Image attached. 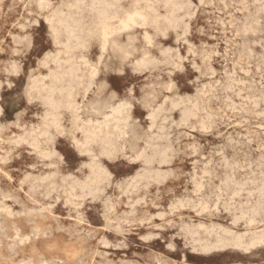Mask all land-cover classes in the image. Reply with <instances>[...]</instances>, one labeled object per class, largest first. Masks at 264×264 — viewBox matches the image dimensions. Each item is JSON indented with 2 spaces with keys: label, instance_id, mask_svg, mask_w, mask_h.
Returning a JSON list of instances; mask_svg holds the SVG:
<instances>
[{
  "label": "rangeland",
  "instance_id": "obj_1",
  "mask_svg": "<svg viewBox=\"0 0 264 264\" xmlns=\"http://www.w3.org/2000/svg\"><path fill=\"white\" fill-rule=\"evenodd\" d=\"M103 1L0 0V264H264V0Z\"/></svg>",
  "mask_w": 264,
  "mask_h": 264
},
{
  "label": "bare ground",
  "instance_id": "obj_2",
  "mask_svg": "<svg viewBox=\"0 0 264 264\" xmlns=\"http://www.w3.org/2000/svg\"><path fill=\"white\" fill-rule=\"evenodd\" d=\"M40 1H41V0H40ZM92 1H93V0H92ZM99 1H100V0H99ZM102 1H103V0H102ZM211 1H212V0H211ZM258 1H259V0H258ZM38 2H39V1H38ZM82 2H84V1H82ZM94 2H95V1H94ZM96 2H97V1H96ZM114 2H115V1H114ZM117 2H118V1H117ZM136 2H137V1H136ZM162 2H163V1H162ZM166 2H168V1H166ZM172 2H173V1H172ZM172 2H171V4H170V3H169V4H170V5H173ZM188 2H189V1H188ZM232 2H233V1H232ZM263 2H264V1H263ZM76 3H77V1H76ZM79 3H80V2H79ZM90 3H91V2H90ZM97 3H98V2H97ZM103 3H104V1H103ZM138 3H139V2H138ZM256 3H258V2H256ZM38 4H39V3H38ZM74 4H75V3H74ZM161 4H162V3H161ZM40 5H41V4H40ZM67 5H70V4H67ZM75 5H76V4H75ZM104 5H105V4H104ZM104 5H103V7H104ZM108 5H109V4H108ZM129 5H131V4H129ZM134 5H135V4H134ZM142 5H143V3H142ZM190 5H191V4H190ZM93 6H94V5H93ZM93 6H92V7H93ZM99 6H100V5H99ZM109 6H111V5H109ZM184 6H185V5H184ZM192 6H193V4H192ZM92 7H91V9H92ZM118 7H119V6H118ZM136 7H138V6H136ZM136 7H135V8H136ZM150 7H152V6H150ZM171 7H172V6H171ZM190 7H191V6H190ZM194 7H195V6H194ZM211 7H212V6H211ZM70 8H71V7H70ZM76 8H77V7H76ZM87 8H88V7H87ZM89 8H90V7H89ZM100 8H101V7H100ZM107 8H110V7H107ZM112 8H113V7H112ZM135 8H133V9H135ZM161 8H162V7H161ZM163 8H164V7H163ZM172 8H173V7H172ZM177 8H178V7H177ZM177 8H176V9H177ZM196 8H197V7H196ZM259 8H260V7H259ZM151 9H152V8H151ZM181 9H182V8H181ZM183 9H184V8H183ZM193 9H194V8H193ZM225 9H227V8H225ZM59 10H60V9H59ZM66 10H67V9H66ZM103 10H104V9H103ZM107 10H108V9H107ZM119 10H121V9H119ZM122 10H123V9H122ZM122 10H121V11H122ZM135 10H138V9H135ZM139 10H140V8H139ZM141 10H142V9H141ZM179 10H180V9H179ZM185 10H186V9H185ZM258 10H259V9H258ZM100 11H102V10H100ZM123 11H124V10H123ZM128 11H129V9H128ZM144 11H146V10L144 9ZM151 11H152V10H151ZM263 11H264V10H263ZM60 12H61V10H60ZM95 12H96V11H95ZM95 12H94V13H95ZM102 12H104V11H102ZM133 12H134V11H133ZM133 12H132V13H133ZM138 12H139V11H138ZM152 12H153V11H152ZM152 12H150V14H151ZM154 12H155V11H154ZM171 12H172V11H171ZM62 13H63V12H62ZM128 13H130V12H128ZM174 13H176V12H174ZM184 13H185V12H184ZM194 13H195V12H194ZM119 14H120V13H119ZM123 14H124V13H123ZM126 14H127V13H126ZM139 14H140V12H139ZM146 14H147V13H146ZM146 14H145V15H146ZM231 14H232V13H231ZM99 15H100V13H99ZM101 15H102V13H101ZM103 15H104V14H103ZM103 15H102V16H103ZM124 15H125V14H124ZM127 15H128V14H127ZM129 15H130V14H129ZM129 15H128V16H129ZM151 15H153V14H151ZM157 15H158V14H157ZM182 15H183V14H182ZM59 16H60V15H59ZM67 16H68V15H67ZM73 16H74V15H73ZM102 16H101V18H102ZM125 16H126V15H125ZM125 16H124V17H125ZM128 16H127V17H128ZM130 16H131V15H130ZM132 16H133V15H132ZM141 16H142V15H141ZM153 16L157 17L156 14L153 15ZM153 16H151V18H152ZM159 16H160V15H159ZM187 16H188V15H187ZM99 17H100V16H99ZM99 17H97V18H99ZM106 17H107V16H106ZM109 17H110V16H109ZM109 17H108V19L110 20ZM112 17H113V16H112ZM112 17H111V19H112ZM120 17H123V16L120 15ZM134 17H135V16H134ZM134 17H133V18H134ZM139 17H140V16H139ZM147 17H148V16H147ZM184 17H185V16H184ZM70 18H71V17H70ZM115 18H116V17H115ZM115 18H114V20H115ZM129 18H130V17H128V19H129ZM133 18H132V19H133ZM163 18H164V16H163ZM173 18H175V17L173 16ZM173 18H172V19H173ZM121 19H122V18H121ZM125 19H126V18H125ZM130 19H131V18H130ZM138 19H139V18H138ZM155 19H156V21H157V19H159V17L154 18L153 20H155ZM160 19H161V18H160ZM166 19H167V18H166ZM70 20H71V19H70ZM95 20H96V19H95ZM97 20H98V19H97ZM104 20H105V19H104ZM109 20H108V21H109ZM147 20L150 21L149 19H147ZM220 20H221V19H220ZM245 20H246V18H245ZM99 21H102V20L100 19ZM110 21H112V20H110ZM118 21H119V20H118ZM129 21L132 22L131 20H129ZM170 21H171V17H170ZM172 21H173V20H172ZM187 21H188V20H187ZM58 22H59V21H58ZM58 22H57V23H58ZM72 22H73V21H72ZM116 22H117V21H116ZM119 22H120V21H119ZM119 22H117V23H119ZM122 22H123V21H122ZM133 22H134V21H133ZM133 22H132V23H133ZM166 22H167V21H166ZM244 22H245V21H244ZM246 22H247V21H246ZM257 22H258V21H257ZM75 23H76V22H75ZM75 23H74V24H75ZM98 23H99V22H98ZM146 23H148V22H146ZM168 23H169V22H168ZM172 23H173V22H172ZM234 23H235V22H234ZM59 24H60V27H61V23H59ZM85 24H86V23H85ZM114 24H115V23H114ZM119 24H120V23H119ZM134 24H135V23H134ZM142 24H143V22H142ZM156 24H158V21L156 22ZM156 24H155V25H156ZM163 24H164V23H163ZM169 24H170V23H169ZM184 24H185V23H184ZM222 24H223V23H222ZM71 25H72V23H71ZM75 25H76V24H75ZM78 25H79V24H78ZM103 25H105V24H103ZM107 25H108V24H107ZM116 25H117V24H116ZM129 25H130V24H129ZM94 26H95V25H94ZM112 26H113V24H112ZM117 26H118V25H117ZM130 26H131V25H130ZM141 26H143V25H141ZM171 26H172V25H171ZM174 26H176V25H174ZM220 26H221V25H220ZM251 26H252V25H251ZM255 26H256V25H255ZM64 27H65V26H64ZM101 27H102V26H101ZM114 27H116V26H114ZM119 27H120V25H119ZM122 27H123V26H122ZM126 27H127V26H126ZM126 27H125V28H126ZM156 27H157V26H156ZM223 27H224V26H223ZM256 27H257V26H256ZM62 28H63V27H62ZM69 28H70V26H69ZM75 28H76V27H75ZM99 28H100V27H99ZM116 28H117V27H116ZM187 28H188V27H187ZM86 29H87V28H86ZM104 29H105V28H104ZM111 29H112V28H111ZM177 29H178V28H177ZM255 29H256V28H255ZM54 30H55V29H54ZM66 30H67V29H66ZM73 30H74V29H73ZM92 30H93V29H92ZM105 30H106V29H105ZM107 30H108V28H107ZM109 30H110V28H109ZM119 30H120V28H119ZM122 30H123V29H122ZM156 30H157V29H156ZM168 30H169V28H168ZM253 30H254V29H253ZM56 31H57V30H56ZM79 31H80V30H79ZM99 31H102V29H100ZM163 31H164V30H163ZM170 31H171V30H170ZM259 31H260V30H259ZM70 32H71V31H70ZM88 32H89V31H88ZM114 32H115V31H114ZM119 32H121V31H119ZM152 32H153V31H152ZM173 32H174V31H173ZM91 33H92V32H91ZM104 33H105V32H104ZM107 33H108V32H107ZM111 33H112V32H111ZM158 33H159V32H158ZM200 33H201V32H200ZM243 33H244V32H243ZM54 34H55V33H54ZM89 34H90V33H89ZM112 34H113V33H112ZM117 34H118V33H117ZM230 34H231V33H230ZM96 35H97V34H96ZM98 35H99V33H98ZM115 35H116V34H115ZM184 35H185V33L183 34V36H184ZM243 35H244V34H243ZM77 36H78V35H77ZM77 36H76V37H77ZM108 36H109V35H108ZM144 36L146 37V35H144ZM183 36H182V37H183ZM68 37H69V35H68ZM91 37H92V36H91ZM97 37H98V36H96V38H97ZM109 37H110V36H109ZM98 38H99V37H98ZM162 38H163V37H162ZM67 39H68V38H67ZM74 39H75V38H74ZM86 39H88V38H86ZM68 40H69V39H68ZM75 40H76V39H75ZM75 40H74V41H75ZM99 40H100V39H99ZM108 40H109V39H108ZM108 40H107V41H108ZM153 40H154V39H153ZM184 40H186V39H184ZM65 41H66V40H65ZM80 41H82V40H80ZM80 41H78V42H80ZM148 41H149V40H148ZM85 42H86V41H85ZM85 42H84V45H85ZM87 42H88V40H87ZM66 43H67V42H66ZM148 43H149V42H148ZM148 43H147V44H148ZM185 43H186V42H185ZM64 44H65V43H64ZM64 44H63V45L61 44V45L64 46ZM99 44H100V43H99ZM77 45H78V44H77ZM81 45H83V43H82ZM97 45H98V44H97ZM73 46H74V45H73ZM99 46H100V45H99ZM159 46H160V45H159ZM192 46H193V45H192ZM65 47H66V46H65ZM67 47H68L69 50H73V49H70L69 46H67ZM67 47H66V48H67ZM78 47H79V46H78ZM180 47H181V46H180ZM75 48H76V47H75ZM75 48H74V49H75ZM79 48H80V47H79ZM81 48H82V47H81ZM83 48H84V47H83ZM100 48H101V47H100ZM164 48H165V47H164ZM63 49H64V47H63ZM68 49H67V50H68ZM76 49H78V48H76ZM249 49H250V48H249ZM187 50H188V49H187ZM228 50H229V49H228ZM246 50H247V49H246ZM54 51H55V50H54ZM248 51H249V50H248ZM64 52H65V51H64ZM66 52H68V51H66ZM66 52H65V53H66ZM161 52H162V50H161ZM62 53H63V52H62ZM79 53H80V52H79ZM177 53H178V52H177ZM173 54H174V53H173ZM240 54H242V53L240 52ZM254 54H255V53H254ZM176 55H177V54H176ZM54 56H55V55H54ZM159 56H160V55H159ZM64 57H65V56H64ZM143 57H144V56H143ZM68 58H69V57H68ZM73 58H74V57H73ZM73 58L71 59L72 61H73ZM156 58H157V57H156ZM167 58H168V57H167ZM183 58H184V57H183ZM69 59H70V58H69ZM161 59H162V57H161ZM206 59H207V58H206ZM257 59H258V58H257ZM57 60H58V59H57ZM65 60H66V59H65ZM169 60H170V59H169ZM55 61H56V60H55ZM55 61H54V62H55ZM209 61H210V60H209ZM66 62H67V61H66ZM69 62H70V60H69ZM84 62H86V61H84ZM258 62H259V61H258ZM57 63H58V62H57ZM86 63H87V62H86ZM229 63H230V62H229ZM263 63H264V62H263ZM52 64H53V63H52ZM66 64H67V63H66ZM87 64H88V63H87ZM258 64H259V63H258ZM64 65H65V64H64ZM137 65H138V64H137ZM145 65H146V64H145ZM54 66H55V65H54ZM65 66H66V65H65ZM71 66H72V65H71ZM75 66H78V65H75ZM141 66H142V65H141ZM236 66H237V65H236ZM61 67H62V66H61ZM132 67H133V66H132ZM143 67H144V66H143ZM166 67H167V66H166ZM77 68H78V67H76V69H77ZM54 69H56V68H54ZM61 69H62V68H61ZM63 69H65V68H63ZM66 69H68V68H66ZM72 69H73V68H72ZM79 69H80V68H79ZM79 69H78V70H79ZM92 69H93V67H92L90 70H92ZM95 69H96V68H94V70H95ZM175 69H176V68H175ZM195 69H196V68H195ZM10 70H11V69H10ZM78 70H75V72L78 71ZM211 70H212V69H211ZM64 71H65V70H64ZM68 71H69V70H68ZM95 71H96V70H95ZM226 71H227V70H226ZM232 71H233V70H232ZM49 72H52V71H49ZM69 72H70V71H69ZM73 72H74V70H73ZM75 72H74V75H75ZM81 72H82V71H81ZM92 72L94 73V71H92ZM47 73H48V72H47ZM64 73H65V72H64ZM83 73H84V72H83ZM234 73H235V72H234ZM12 74H13V73H12ZM12 74H11V75H12ZM55 74H56V73H54V75H55ZM65 74H66V73H65ZM69 74H70V73H69ZM162 74H163V73H162ZM231 74H233V73H231ZM61 75H62V73H61ZM71 75H73V74H71ZM81 75H82V74H81ZM81 75H80V74H79V76L77 75V76H78V79L80 78ZM244 75H245V74H244ZM82 76H84V75H82ZM82 76H81V77H82ZM86 76H87V75H86ZM86 76H85V77H86ZM90 76H93V74H91ZM42 77H43V76H42ZM57 77H59V74H57L56 78H57ZM85 77H84V78H85ZM230 77H231V76H230ZM230 77H229V78H230ZM32 78H34V77H32ZM32 78H30V79H32ZM50 78H52V77H50ZM66 78H67V77H66ZM68 78H69V77H68ZM72 78H73V77H72ZM88 78H89V77H88ZM205 78H206V77H205ZM54 79H55V76H54ZM63 79H64V78H63ZM144 79H145V78H144ZM33 80H34V79H33ZM73 80H75V79H73ZM51 81H53V80L51 79ZM55 81H56V80H55ZM55 81H54V82H55ZM60 81H61V80H60ZM60 81H59V83H60ZM75 81H76V80H75ZM84 81H85V79H84ZM57 82H58V80H57ZM57 82H56V83H57ZM62 82H63V81H62ZM62 82H61V84H62ZM67 82H68V81H67ZM77 82H78V81H77ZM74 83H76V82H74ZM218 83H219V82H218ZM230 83H231V82H230ZM70 84H71V83H70ZM70 84L68 83L67 85H69V87H70ZM50 85H51V83H50ZM67 85H66V86H67ZM82 85H83V84H82ZM220 85H221V84H220ZM57 86H58V85H57ZM92 86H93V85H92ZM46 87H47V86H46ZM46 87H45V88H46ZM54 87H55V86H54ZM61 87H62V86H61ZM64 87H65V86H64ZM73 87H76V85H74ZM222 87H223V86H222ZM224 87H225V86H224ZM230 87H231V86H230ZM243 87H244V86H243ZM262 87H263V86H262ZM55 88H57V87H55ZM58 88L60 89V86H59ZM62 88H63V87H62ZM65 88H66V87H65ZM67 88H68V86H67ZM78 88H79V87H78ZM31 89H32V88H31ZM68 89H69V88H68ZM68 89H67V91L69 92L70 89H69V90H68ZM89 89H90V88H89ZM46 90H47V89H46ZM61 90H62V89H61ZM63 90H65V89L63 88ZM219 90H220V89H219ZM40 91H41V90H40ZM42 91H43V90H42ZM71 91H72V90H71ZM71 91H70V94L72 95ZM77 91H78V90H77ZM26 92H27V91H26ZM38 93H39V92H38ZM46 93H48V92H46ZM56 93H57V92H56ZM61 93H62V92H61ZM66 93H67V92H66ZM230 93H231V92H230ZM235 93H236V92H235ZM43 94L45 95V91H43ZM51 94H52V93H51ZM184 94H185V93H184ZM240 94H241V93H240ZM26 95H27V94H26ZM41 95H42V94H41ZM47 95H48V94H47ZM47 95H45V96H46L45 99H47ZM53 95H54V93H53ZM58 95H59V94L57 93V96H58ZM64 95H65V94H64ZM42 96H43V95H42ZM50 96H51V95H50ZM67 96H68V95L66 94V97H67ZM189 96H190V95H189ZM58 97H60V96H58ZM72 97H73V96H72ZM75 97H76V96H75ZM247 97H248V96H247ZM247 97H246V98H247ZM50 98H51V97H50ZM50 98H49V100H50ZM42 99H43V98H42ZM54 99H55V98H54ZM64 99H66L65 96H64ZM72 99H73V98H72ZM176 99H177V98H176ZM52 100H53V99H52ZM52 100H50V101H52ZM57 100H58V99H56V101H57ZM69 100H70V102H71V98H70ZM69 100H68V101H69ZM73 100H74V99H73ZM82 100H83V99H82ZM238 100H239V99H238ZM42 101H43V100H42ZM50 101H49V102H50ZM56 101H52V102L55 103ZM62 101H63V100H62ZM62 101H60V103H61ZM65 101H66V100H65ZM68 101H67V102H68ZM80 101H81V100H80ZM241 101H242V100H241ZM43 102H44V101H43ZM45 102H46V100H45ZM47 102H48V101H47ZM73 102H74V101H73ZM73 102H72V103H73ZM54 103H52V104H54ZM45 104H47V103H45ZM57 104H59V102H57ZM57 104H55V105H56V109H59V107L57 106ZM67 104H68V103H67ZM192 104H193V102H192ZM228 104H229V103H228ZM49 105H50V104H49ZM59 105H61V104H59ZM62 105H63V104H62ZM78 105H79V104H78ZM44 106H45V105H44ZM70 106H71V105H70ZM158 106H159V105H158ZM226 106H227V104H226ZM52 107H53V105H51V108H52ZM57 107H58V108H57ZM62 107H63V106H62ZM118 107H119V106H118ZM121 107H122V106H121ZM167 107H168V106H167ZM172 107H173V106H172ZM237 107H238V106H237ZM48 108H49V107H48ZM51 108H50V109H51ZM54 108H55V107H54ZM74 108H75V107H74ZM229 108H230V107H229ZM240 108H241V107H240ZM240 108H239V109H240ZM71 109H72V108H71ZM119 109H120V108H119ZM173 109H174V108H173ZM189 109H190V108H189ZM195 109H196V108H195ZM48 110H49V109H48ZM67 110H68V109H67ZM79 110H80V109H79ZM166 110H167V109H166ZM182 110H183V109H182ZM190 110H191V109H190ZM242 110H243V109H242ZM244 110H245V109H244ZM51 111H52V110H51ZM57 111H58V110H57ZM113 111H114V110H113ZM117 111H118V108H117ZM186 111H187V110H186ZM235 111H236V110H235ZM52 112H54V111H52ZM55 112H56V111H55ZM114 112H116V111H114ZM118 112H119V111H118ZM179 112H180V111H179ZM236 112H237V111H236ZM243 112H244V111H243ZM247 112H248V111H247ZM112 113H113V112H112ZM121 113H122V112H121ZM181 113H182V112H181ZM183 113H184V112H183ZM43 115H44V114H43ZM54 115H57V113L54 114ZM113 115H114V114H113ZM254 115H255V114H254ZM110 116H111V115H110ZM116 116L118 117V116H119V113H118V115H117V113H116ZM108 117H109V116H108ZM113 117H114V116H113ZM120 117H121V116H120ZM184 117H185V116H184ZM205 117H206V116H205ZM40 118H41V117H40ZM48 118H49V117H48ZM57 118H58V116H57ZM71 118H72V117H71ZM77 118H78V117H77ZM145 118H146V117H145ZM148 118H149V117H148ZM215 118H216V117H215ZM222 118H223V117H222ZM50 119H51V118H50ZM243 119H244V118H243ZM77 120H78V119H77ZM112 120H113V119H112ZM118 120L121 121V119H118ZM118 120H117V121H118ZM160 120H161V119H160ZM211 120H212V119H211ZM79 121H81V120H79ZM89 121H90V120H89ZM106 121H107V120H106ZM169 121H170V120H169ZM44 122H46V121L44 120ZM48 122H49V124H50V121H49V120H48ZM54 122H55V121H54ZM101 122L103 123L104 121H101ZM107 122H108V121H107ZM109 122H110V121H109ZM121 122H124V121H121ZM177 122H178V121H177ZM219 122H220V121H219ZM222 122H223V121H222ZM52 123H53V122H52ZM52 123H51V125H52ZM98 123H99V122H98ZM211 123H212V122H211ZM44 124H45V123H44ZM55 124H56V123H54V125H55ZM79 124H80V123H79ZM81 124H82V123H81ZM103 124H105V122H104ZM107 124H109V123H107ZM119 124H120V122H119ZM119 124H118V125H119ZM157 124H158V123H157ZM217 124H218V123H217ZM54 125H53V126H54ZM85 125H86V124H85ZM90 125H91V124H90ZM112 125H113V124H112ZM112 125H111V126H112ZM120 125H122V124H120ZM152 125H153V124H152ZM173 125H174V124H173ZM210 125H211V124H210ZM22 126H23V125H22ZM46 126H47V125H46ZM82 126H83V125H82ZM94 126H95V125H94ZM96 126H97V125H96ZM111 126H110V127H111ZM171 126H172V125H171ZM98 127H99V126H98ZM110 127H108V128H110ZM113 127H116V126H113ZM113 127H112V128H113ZM118 127H119V126H118ZM151 127H152V126H151ZM175 127H176V126H175ZM184 127H185V126H184ZM92 128H93V127H92ZM102 128H103V127H102ZM105 128H106V126H105ZM204 128H205V127H204ZM58 129H59V128H58ZM83 129H85V128H83ZM87 129H88V128H87ZM94 129H95V128H94ZM96 129H97V128H96ZM96 129H95V130H96ZM113 129H114V128H113ZM113 129H111V130H113ZM117 129H118V128H117ZM119 129H120V128H119ZM157 129H158V128H157ZM175 129H176V128H175ZM33 130H34V129H33ZM41 130H42V129H41ZM44 130H45V129H44ZM46 130H47V129H46ZM59 130H61V129H59ZM91 130H92V129H91ZM99 130H100V129H99ZM104 130H105V129H104ZM104 130H103V131H104ZM111 130H110V133H111ZM147 130H148V129H147ZM154 130H155V129H154ZM37 131H38V130H37ZM86 131H87V130H86ZM88 131H89V129H88ZM88 131H87V133H88ZM105 131H106V130H105ZM62 132H63V131H62ZM93 132H94V131H93ZM99 132H100V131H99ZM99 132H98V134L100 135ZM117 132H119V131H117ZM117 132H116V134H117ZM149 132H150V131H149ZM202 132H203V131H202ZM38 133H39V132H38ZM42 133H44V132L42 131ZM83 133H84V132H83ZM85 133H86V132H85ZM85 133H84V134H85ZM87 133H86V135H87ZM103 133H104V132H103ZM44 134H45V133H44ZM59 134H60V133H59ZM91 134H93V133L91 132ZM108 134H109V133H108ZM122 134H123V133H122ZM29 135H30V134H29ZM93 135H94V134H93ZM99 135H98V136H99ZM102 135H105V136H106V133H104V134H102ZM169 135H170V134H169ZM17 136H18V135H17ZM20 136H21V135H20ZM94 136H95V135H94ZM98 136H97V137H98ZM100 136H101V135H100ZM119 136H120V134H119ZM159 136H160V135H159ZM226 136H227V135H226ZM15 137H16V136H15ZM33 137H34V136H33ZM40 137H41V136H40ZM89 137H90V136H89ZM101 137H102V136H101ZM109 137H110V136H109ZM109 137H107V138H109ZM164 137H165V136H164ZM248 137H249V136H248ZM9 138H10V137H9ZM107 138H105V139H107ZM118 138H119V137H118ZM153 138H154V137H153ZM160 138H161V137H160ZM25 139H26V138H25ZM29 139H30V138H29ZM87 139H88V137H87ZM90 139H91V138H90ZM90 139H89V141H90ZM103 139H104V138H103ZM105 139H104V140H105ZM109 139H110V138H109ZM109 139H108V141H109ZM154 139H155V138H154ZM231 139H232V138H231ZM26 140H27V139H26ZM85 140H86V138H85ZM91 140H93V139H91ZM98 140L100 141V137H99ZM98 140L96 139V141H98ZM101 140H102V139H101ZM104 140L102 141L103 143H105ZM110 140H111V139H110ZM113 140H114V139H113ZM165 140H166V139H165ZM29 141H30V140H29ZM89 141H88V142H89ZM96 141H92V142H95V143H96ZM45 142H46V141H45ZM102 142H101V143H102ZM227 142H228V141H227ZM25 143H26V142H25ZM89 143H90V142H89ZM103 143H102V147H104V146H108L109 144H112V142H111V143L108 142L109 144L106 142L108 145L104 144V146H103ZM22 144H23V143H22ZM32 144H33V143H32ZM42 144H43V143H42ZM85 144H86V143H85ZM168 144H169V143H168ZM43 145H44V144H43ZM78 145H79V144H78ZM164 146H165V145H164ZM166 146H167V145H166ZM176 146H177V145H176ZM188 146H189V145H188ZM191 146H192V145H191ZM74 147H75V146H74ZM88 147H89V146H88ZM110 147H112V146L110 145L109 148H110ZM115 147H116V146H115ZM94 148H95V147H94ZM99 148H100V147H99ZM109 148H108V149H109ZM122 148H123V146H122ZM192 148H193V147H192ZM102 149H103V148H102ZM111 149H112V148H111ZM111 149H110V150H111ZM165 149H166V148H165ZM43 150H44V149H43ZM88 150H89V149H88ZM98 150H99V149H98ZM100 150H101V149H100ZM106 150H107V149H106ZM120 150H121V149H120ZM148 150H149V149H148ZM171 150H172V149H171ZM223 150H224V149H223ZM165 151H166V150H165ZM173 151H174V150H173ZM193 151H194V150H193ZM26 152H27V151H26ZM47 152H48V150H47ZM101 152H102V151H101ZM106 152H107V151H106ZM110 152H112V150H111ZM110 152H109V153H110ZM119 152H120V151H119ZM8 153H9V152H8ZM78 153H79V152H78ZM167 153H168V152H167ZM173 153H174V152H173ZM188 153H189V152H188ZM27 154H28V153H27ZM83 154H84V153H83ZM100 154H101V153H100ZM107 154H108V153H107ZM162 154H163V153H162ZM54 155H55V154H54ZM93 155H94V154H93ZM158 155H159V154H158ZM158 155H157V156H158ZM194 155H195V154H194ZM97 156H98V155H97ZM99 156H100V155H99ZM103 156H104V155H103ZM103 156H102V157H103ZM140 156H141V155H140ZM216 156H217V155H216ZM43 157H44V156H43ZM54 157H55V156H54ZM89 157H90V156H89ZM106 157H107V155H106ZM106 157H105V158H106ZM234 157H235V156H234ZM126 158H127V157H126ZM136 158H138V157H136ZM156 158H157V157H156ZM114 159H115V158H114ZM132 159H133V158H132ZM157 161H158V160H157ZM209 161H210V160H209ZM5 162H6V161H5ZM193 163H194V162H193ZM236 163H237V162H236ZM47 164H48V163H47ZM86 164H87V163H86ZM190 164H191V163H190ZM252 164H253V163H252ZM31 165H32V164H31ZM82 165H83V164H82ZM82 165H81V167H82ZM92 165H93V164H92ZM167 165H168V164H167ZM231 165H232V164H231ZM227 166H228V165H227ZM249 166H250V165H249ZM44 167H47V166H44ZM53 167H54V166H53ZM53 167H51V168H53ZM99 168H100V167H99ZM31 169H32V168H31ZM137 169H138V168H137ZM225 169H226V168H225ZM88 171H90V170H88ZM96 171H98V170H95V172H96ZM161 171H162V170H161ZM263 171H264V170H263ZM102 172H103V170H102ZM157 172H158V171H157ZM165 172H166V171H165ZM249 172H250V171H249ZM96 173H97V172H96ZM151 173H152V172H151ZM185 173H186V172H185ZM52 174H53V173H52ZM52 174H51V175H52ZM92 174H93V172H92ZM145 174H146V173H145ZM161 174H162V173H161ZM165 174H166V173H165ZM169 174H170V173H169ZM58 175H59V174H58ZM93 175H94V174H93ZM96 175H99V174H96ZM105 175H106V174H105ZM132 175H133V174H132ZM149 175H150V174H149ZM31 176H32V175H31ZM94 176H95V175H94ZM99 176H100V175H99ZM152 176H153V175H152ZM155 176H156V175H155ZM192 176H193V175H192ZM202 176H203V175H202ZM232 176H233V175H232ZM54 177H55V176H54ZM95 177H96V176H95ZM128 177H129V176H128ZM132 177H133V176H132ZM143 177H144V176H143ZM153 177H154V176H153ZM256 177H257V176H256ZM51 178H52V177H51ZM65 178H66V177H65ZM71 178H72V177H71ZM93 178H94V177H93ZM147 178H148V177H147ZM214 178H215V177H214ZM232 178H233V177H232ZM25 179H26V178H25ZM35 179H36V178H35ZM63 179H64V178H63ZM190 179H192V178H190ZM48 180H49V179H48ZM94 180H95V179H94ZM94 180H93V181H94ZM135 180H136V179H135ZM138 180H139V179H138ZM145 180H146V179H145ZM162 180H163V179H162ZM173 180H174V179H173ZM199 180H200V179H199ZM225 180H226V179H225ZM231 180H232V179H231ZM255 180H257V179H255ZM22 181H23V180H22ZM73 181H74V180H73ZM76 181H77V180H76ZM87 181H88V180H87ZM89 181H90V180H89ZM139 181H140V180H139ZM149 181H150V180H149ZM151 181H152V180H151ZM158 181H159V180H158ZM24 182H25V181H24ZM69 182H70V181H69ZM98 182H99V179H98ZM124 182H125V181H124ZM154 182H155V181H154ZM44 183H45V182H44ZM63 183H64V182H63ZM91 183H92V182H91ZM96 183H97V182H96ZM156 183H157V182H156ZM21 184H22V182H21ZM35 184H36V183H35ZM47 184H48V183H47ZM70 184H71V183H70ZM70 184H69V185H70ZM84 184H85V183H84ZM122 184H123V183H122ZM151 184H152V183H151ZM158 184H159V183H158ZM158 184H157V185H158ZM211 184H212V183H211ZM261 184H262V183H261ZM75 185H76V184H75ZM95 185H96V184H95ZM95 185H94V187H95ZM117 185H118V183H117ZM148 185H149V184H148ZM162 185H163V184H162ZM36 186H37V185H36ZM66 186H67V185H66ZM72 186H73V184H72ZM92 186H93V185H92ZM92 186H91V187H92ZM118 186H119V185H118ZM133 186H134V185H133ZM192 186H193V185H192ZM262 186H263V184H262ZM57 187H58V186H57ZM88 187H89V186H87V188H88ZM230 187H231V186H230ZM240 187H241V186H240ZM263 187H264V186H263ZM78 188H79V187H78ZM119 188H120V187H119ZM125 188H127V187H125ZM234 188H235V187H234ZM242 188H243V187H242ZM33 189H34V188H33ZM64 189H65V188H64ZM70 189H71V188H70ZM83 189H84V188H83ZM116 189H118V188H116ZM129 189H130V188H129ZM192 189H193V188H192ZM195 189H196V188H195ZM27 190H28V189H27ZM43 190H44V189H43ZM67 190H68V189H67ZM76 190H77V189H76ZM101 190H102V189H101ZM126 190H127V189H126ZM233 190H234V189H233ZM55 191H56V190H55ZM60 191H61V190H60ZM72 191H73V189H72ZM86 191H87V190H86ZM123 191H124V190H123ZM136 191H137V190H136ZM46 192H47V191H46ZM92 192H93V191H92ZM35 193H36V192H35ZM93 193H94V192H93ZM156 193H157V192H156ZM83 194H85V193H83ZM124 194H125V193H124ZM142 194H143V193H142ZM35 195H36V194H35ZM63 195H64V194H63ZM95 195H96V194H95ZM261 195H262V194H261ZM37 196H38V195H37ZM69 196H70V195H69ZM89 196H90V195H89ZM192 196H193V195H192ZM122 197H124V196H122ZM153 197H154V196H153ZM240 197H241V196H240ZM80 198H81V197H80ZM93 198H94V197H93ZM228 198H229V197H228ZM45 199H46V198H45ZM66 199H67V198H66ZM70 199H71V198H70ZM83 199H84V198H83ZM95 199H96V198H95ZM172 199H173V198H172ZM260 199H261V198H260ZM263 199H264V197H263ZM54 200H56V199H54ZM72 200H73V199H72ZM75 200H76V199H75ZM136 200H137V199H136ZM138 200H139V199H138ZM210 200H211V199H210ZM245 200H246V199H245ZM254 200H255V199H254ZM91 201H92V200H91ZM106 201H108V200H106ZM172 201H173V200H172ZM236 201H237V200H236ZM256 201H257V200H256ZM10 202H11V201H10ZM78 202H79V201H78ZM96 202H97V201H96ZM197 202H200V201H197ZM219 202H220V201H219ZM80 203H81V202H80ZM240 203H241V201H240ZM242 203H243V202H242ZM31 204H32V203H31ZM132 204H133V203H132ZM190 204H191V203H190ZM190 204H189V205H190ZM202 204H203V203H202ZM35 205H36V204H35ZM79 205H81V204H79ZM185 205H186V203H185ZM221 205H222V204H221ZM239 205H240V204H239ZM62 206H63V205H62ZM69 206H70V205H69ZM104 206H105V205H104ZM157 206H158V205H157ZM229 206H230V205H229ZM237 206H238V205H237ZM255 206H256V205H255ZM34 207H35V206H34ZM129 207H130V206H129ZM199 207H200V206H199ZM250 207H251V206H250ZM229 208H230V207H229ZM238 208H239V207H238ZM243 208H244V207H243ZM77 209H78V208H77ZM189 209H190V208H189ZM224 209H225V208H224ZM232 209H233V208H232ZM104 210H105V209H104ZM167 210H168V209H167ZM193 210H194V209H193ZM229 210H230V209H229ZM41 211H42V210H41ZM120 211H121V210H120ZM127 211H128V210H127ZM3 212H4V211H3ZM227 212H228V211H227ZM72 213H73V212H72ZM163 213H164V212H163ZM252 213H253V210H252ZM229 214H230V213H229ZM103 215H104V214H103ZM204 215H205V214H204ZM207 215H208V214H207ZM107 216H108V215H107ZM218 216H219V215H218ZM242 217H243V216H242ZM67 219H68V218H67ZM178 219H179V218H178ZM242 220H243V219H242ZM235 221H236V220H235ZM235 221H233V222L235 223ZM73 222H74V221H73ZM145 222H146V221H145ZM202 222H203V221H202ZM54 224H55V223H54ZM231 224H232V223H231ZM236 224H237V223H236ZM238 224H239V223H238ZM255 224H256V223H255ZM117 225H118V224H117ZM172 225H173V224H172ZM177 225H178V224H177ZM177 225H176V226H177ZM191 225H192V224H191ZM153 226H154V225H153ZM167 227H168V226H167ZM183 227H184V226H183ZM190 227H191V226H190ZM219 227H220V226H219ZM170 229H171V228H170ZM32 230H33V229H32ZM220 230H221V229H220ZM259 230H260V229H259ZM222 232H223V231H222ZM174 234H176V233H174ZM242 234H243V233H242ZM244 234H245V232H244ZM248 234H249V233H248ZM262 234H263V233H262ZM188 235H189V234H188ZM190 235H191V234H190ZM253 235H254V234H253ZM149 236H150V235H149ZM226 236H227V235H226ZM241 236H242V235H241ZM185 237H186V236H185ZM189 237H190V236H189ZM223 237H224V236H223ZM143 238H144V237H143ZM182 238H183V237H182ZM234 238H235V237H234ZM190 239H191V238H190ZM238 239H239V238H238ZM238 239H237V240H238ZM252 239H253V238H252ZM197 240H199V239H197ZM239 240H240V239H239ZM243 240H244V238H243ZM255 240L258 241L259 239L256 238ZM200 241H201V240H200ZM218 241H219V240H218ZM223 241H224V240H223ZM257 241H256V242H257ZM21 242H22V241H21ZM102 242H103V241H102ZM202 242H203V241H202ZM229 242H230V241H228V243H229ZM235 242H237V241L235 240ZM235 242H234V244H236ZM253 242H254V240H253ZM259 242H260V241H259ZM116 243H117V242H116ZM171 243H172V242H171ZM190 243H191V242H190ZM197 243H199V242H196V244H197ZM218 243H219V242H218ZM221 243H223V242L220 241V244H221ZM247 243H248V242H247ZM196 244H195V245H196ZM226 244H227V243H226ZM250 244H251V243H250ZM208 245H209V244H208ZM236 245H238V244H236ZM241 245H242V244H241ZM253 245H254V244H253ZM191 246H192V245H191ZM218 246H220V245H218ZM258 247H259V246H258ZM7 248H8V247H7ZM119 248H120V247H119ZM205 248H206V247H205ZM209 248H210V247H209ZM230 248H231V247H230ZM114 249H115V248H114ZM168 249H169V248H168ZM223 249H224V248H223ZM246 249H247V248H246ZM248 249H249V248H248ZM208 250H209V249H208ZM217 250H219V249H217ZM244 250H245V249H244ZM9 251H10V250H9ZM191 251H192V250H191ZM223 251H224V250H223ZM209 254H210V253H209Z\"/></svg>",
  "mask_w": 264,
  "mask_h": 264
}]
</instances>
